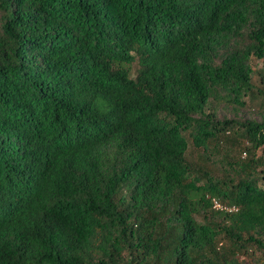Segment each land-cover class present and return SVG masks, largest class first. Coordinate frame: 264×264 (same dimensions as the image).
Wrapping results in <instances>:
<instances>
[{"label":"trees","instance_id":"obj_1","mask_svg":"<svg viewBox=\"0 0 264 264\" xmlns=\"http://www.w3.org/2000/svg\"><path fill=\"white\" fill-rule=\"evenodd\" d=\"M0 264H264V0H0Z\"/></svg>","mask_w":264,"mask_h":264},{"label":"built area","instance_id":"obj_2","mask_svg":"<svg viewBox=\"0 0 264 264\" xmlns=\"http://www.w3.org/2000/svg\"><path fill=\"white\" fill-rule=\"evenodd\" d=\"M214 207L217 209H228L221 202H219L217 199H214Z\"/></svg>","mask_w":264,"mask_h":264},{"label":"rangeland","instance_id":"obj_3","mask_svg":"<svg viewBox=\"0 0 264 264\" xmlns=\"http://www.w3.org/2000/svg\"><path fill=\"white\" fill-rule=\"evenodd\" d=\"M226 111H224L223 113H225Z\"/></svg>","mask_w":264,"mask_h":264}]
</instances>
